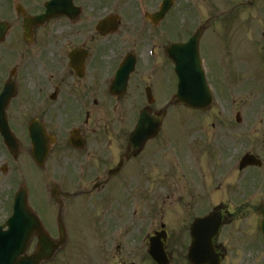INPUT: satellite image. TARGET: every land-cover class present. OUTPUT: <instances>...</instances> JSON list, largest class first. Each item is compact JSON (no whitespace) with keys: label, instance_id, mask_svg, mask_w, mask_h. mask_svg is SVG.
I'll list each match as a JSON object with an SVG mask.
<instances>
[{"label":"flooded vegetation","instance_id":"af4514ba","mask_svg":"<svg viewBox=\"0 0 264 264\" xmlns=\"http://www.w3.org/2000/svg\"><path fill=\"white\" fill-rule=\"evenodd\" d=\"M50 1L0 0V21L7 26V35L0 41V81L15 86L5 116L9 124L22 125L24 145L31 124L38 126L44 138L55 139L46 167L58 173L53 184L62 189L60 194L68 201L78 229L89 226L87 213H81L87 205L89 211L102 210V264H154L124 259V247L140 250L136 236L131 244H109L111 212L126 202L132 203V212H143L146 232L139 236L150 241L164 235L163 248L170 264H187L177 261L175 254L188 251L192 226L209 212L220 218L219 230L212 237L211 264H250L245 257L238 261L237 252L227 248L226 231H237V227H228L237 222L240 211L233 204H220L218 192L226 178L221 180L217 160L212 184L177 182V174L173 176L170 170L150 173L153 163L165 161L167 154L152 153L148 143L132 153L129 145L130 125L134 127L137 112L147 108L154 114L162 103L156 93L166 98L172 90V65L166 55L172 42V10L158 17L161 0H57L47 19L25 21L47 14ZM141 11L149 16L147 22H140ZM151 46L158 58L154 64L165 68L164 76L150 70ZM127 56L133 58L134 70L124 90L114 91L112 80ZM77 172L84 177L82 187L73 180ZM215 219L202 229L213 230Z\"/></svg>","mask_w":264,"mask_h":264},{"label":"rangeland","instance_id":"374dc122","mask_svg":"<svg viewBox=\"0 0 264 264\" xmlns=\"http://www.w3.org/2000/svg\"><path fill=\"white\" fill-rule=\"evenodd\" d=\"M216 1V6H222L225 5V8L221 11H229L230 7H233L234 5H238L239 3L243 2L245 4L244 6H239L240 8H237V11H240L242 14H244L245 18H243V22L250 21L252 18H256L258 15V9L255 8H249L247 7L248 0H214ZM213 1V2H214ZM213 2L211 4H205V15L204 19H206L209 16V13L212 12L213 8L210 7L213 5ZM202 4V3H201ZM200 4V5H201ZM197 6V3H195ZM251 7V6H250ZM188 9V8H187ZM197 9L192 8V13H196ZM203 12V13H204ZM188 13L191 14L190 9H188ZM186 13L185 10H178L174 12L172 18H173V33L172 38H177L181 36L182 34L188 32L196 23V18L192 17ZM228 18V17H227ZM237 19H240L239 17ZM203 20V19H202ZM264 26V21L262 23ZM262 28H258L256 32H258ZM254 33V28L251 29ZM259 33V32H258ZM258 33H256V37L258 36ZM250 38L253 37V34L251 31L249 32ZM255 36V33H254ZM245 37H248V34H246L243 39H240V41L243 43L241 46L234 47V50L238 51L240 48L242 50V55L244 56V59L242 58L241 64H242V70L244 69L243 73L240 72H230L232 75H226V74H217L216 75V69L213 68V64H210L212 61H218V58L220 57L217 52L216 44H211V47H209L207 50L203 47V53L204 56L209 60H207V67L209 69V82L211 84V87L213 89L214 94L216 95V89L225 88L226 90H223L224 95H230V98L232 100V104L224 103L221 100V97L218 98L219 102L218 104H214L212 108L209 109V111L206 112H190L187 110H181V109H173L171 110L169 114V118L171 116L173 117H181L184 118V121L188 123L196 122L195 120H192L191 118L198 119V128L196 130H192V132L202 133L207 137V141L201 143L198 148H196L197 152H200L201 157H197L200 160H202L203 165H208V162L211 161V159L217 157H223L225 158L228 155H231V151L236 153L238 151H233V148H239L240 144H244V147L241 149H244L248 147L249 145H256L258 144L261 147H258V149H263L262 145L264 144V64L260 61H264V51H263V59H260L259 56L261 55V45L259 41H255V43H252L250 41L244 40ZM255 37V38H256ZM249 38V37H248ZM208 43V41H205ZM229 48V47H228ZM231 49V48H230ZM229 50L225 52L224 50V56L226 57V61H221V65H223L224 70L228 71V62L230 63L231 67L229 70L235 71V65L232 60H228ZM242 57V56H241ZM252 57V58H251ZM249 58L252 59V62L249 60ZM257 65L259 67V72H255L254 65ZM217 65V64H216ZM251 65V68L253 66V71H250L249 66ZM224 72V71H223ZM251 81L252 83L250 84ZM221 85V86H216ZM244 86L245 88L241 87ZM240 113L243 121L241 124H237L235 121L237 113ZM217 115V116H216ZM176 123L179 122V119L175 120ZM185 125H180L178 129L173 128L171 131V137L174 142H176L175 148L177 150L182 149L183 145V134L182 131H184ZM163 136V135H162ZM3 145L0 140V154L4 153ZM231 150V151H230ZM195 153V151H194ZM3 156V155H2ZM172 168L174 171V160H180L182 158L181 152L175 153L172 156ZM1 158V155H0ZM3 158V157H2ZM229 159V157H226ZM262 158L264 160V153L262 155ZM1 160V159H0ZM183 167V164L180 160V163L178 165V170H180ZM20 174L14 176L12 180L10 181L11 184H15L16 182H19V180L26 181L25 184L28 186L29 190V203L30 206L46 221H51V218H53V211L48 206V195L46 194V186H43V183L40 181V176L38 171L30 166V163L28 160H26L23 165L21 166V171H19ZM173 173V172H172ZM1 176V175H0ZM42 179L46 182L47 176H49L48 179H52L50 174H47L45 177V173H42ZM5 180L4 185H0V221L3 219V217L6 215V211L3 209L4 204H2V200H5L6 205H8V198L11 197L12 191L15 190V187H9L7 185V178L3 177L0 178V183H3L2 181ZM156 180V179H155ZM45 184V183H44ZM9 196V197H8ZM8 197V198H7ZM132 208L131 202H126L123 205V212H126ZM175 217L172 216V220ZM140 240V237L137 236V241ZM259 241V240H258ZM124 253V259L126 261L131 260H141V251L138 249L129 250L127 247H124L123 249ZM264 256V254H263ZM263 256L257 255L254 257L255 263H261V260L264 259ZM180 257H185V255H180Z\"/></svg>","mask_w":264,"mask_h":264},{"label":"water","instance_id":"95a60500","mask_svg":"<svg viewBox=\"0 0 264 264\" xmlns=\"http://www.w3.org/2000/svg\"><path fill=\"white\" fill-rule=\"evenodd\" d=\"M191 49L194 50V53L197 51L196 42L193 44ZM187 51L188 50L182 49V52L180 53L182 56L174 58L177 64V72L181 77L179 100L194 108L205 109L211 105L212 99L210 98L207 86L204 82L198 60H195L194 57H189L188 54H185ZM192 55L193 54L190 56ZM187 67L189 68L188 73L186 70ZM24 203L25 201H22L20 205V210L22 211H25ZM18 263H20V261L14 262V264Z\"/></svg>","mask_w":264,"mask_h":264}]
</instances>
